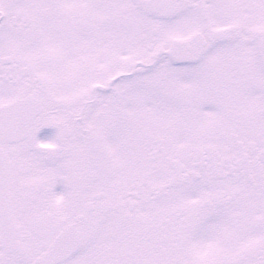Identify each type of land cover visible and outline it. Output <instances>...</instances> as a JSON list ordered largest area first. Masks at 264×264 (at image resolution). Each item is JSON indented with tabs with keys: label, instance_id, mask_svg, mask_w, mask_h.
Here are the masks:
<instances>
[{
	"label": "snow or ice",
	"instance_id": "1",
	"mask_svg": "<svg viewBox=\"0 0 264 264\" xmlns=\"http://www.w3.org/2000/svg\"><path fill=\"white\" fill-rule=\"evenodd\" d=\"M0 264H264V0H0Z\"/></svg>",
	"mask_w": 264,
	"mask_h": 264
},
{
	"label": "flooded vegetation",
	"instance_id": "2",
	"mask_svg": "<svg viewBox=\"0 0 264 264\" xmlns=\"http://www.w3.org/2000/svg\"><path fill=\"white\" fill-rule=\"evenodd\" d=\"M50 131L51 130H47V129L43 130L41 132V134H40V139L43 140L44 138H46L47 136H49L50 135ZM55 191L57 193H59L61 191V188L59 186H57V188L55 189Z\"/></svg>",
	"mask_w": 264,
	"mask_h": 264
}]
</instances>
